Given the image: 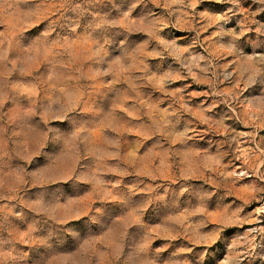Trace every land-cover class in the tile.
<instances>
[{
  "label": "rangeland",
  "instance_id": "obj_1",
  "mask_svg": "<svg viewBox=\"0 0 264 264\" xmlns=\"http://www.w3.org/2000/svg\"><path fill=\"white\" fill-rule=\"evenodd\" d=\"M0 264H264V0H0Z\"/></svg>",
  "mask_w": 264,
  "mask_h": 264
}]
</instances>
